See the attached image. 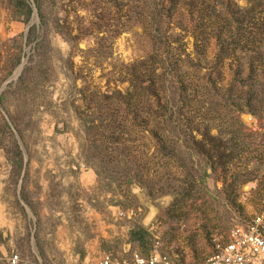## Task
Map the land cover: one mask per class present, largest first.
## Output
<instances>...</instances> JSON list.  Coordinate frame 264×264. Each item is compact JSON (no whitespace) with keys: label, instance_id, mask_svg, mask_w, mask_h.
Here are the masks:
<instances>
[{"label":"rangeland","instance_id":"1","mask_svg":"<svg viewBox=\"0 0 264 264\" xmlns=\"http://www.w3.org/2000/svg\"><path fill=\"white\" fill-rule=\"evenodd\" d=\"M14 1L0 0V245L7 257L18 254L16 264H94L104 250L129 257L159 241L180 263L199 264L235 225L264 211V0H207L225 11L256 7L249 22L256 53L241 48L222 62L213 36L203 52L192 37L201 19L204 31L215 27L205 0H180L170 13L168 0H41L43 18L29 0L28 22ZM32 25L36 32L27 39ZM158 27L167 28L172 43L168 61L172 54L178 61L171 79L187 85L169 89L177 92L180 137L205 123L202 129L222 140L207 145L214 162L185 144L152 159V173L125 186L120 175L99 178L86 164L81 145L89 136L80 115L100 122L101 94L129 87L134 64L154 50ZM125 113L117 112L118 121L131 123ZM133 126L127 142L144 171L155 145L142 124ZM17 145L19 175L11 160Z\"/></svg>","mask_w":264,"mask_h":264},{"label":"trees","instance_id":"2","mask_svg":"<svg viewBox=\"0 0 264 264\" xmlns=\"http://www.w3.org/2000/svg\"><path fill=\"white\" fill-rule=\"evenodd\" d=\"M34 1L43 18L41 0ZM179 1L180 0H168L170 5L164 10L170 13ZM205 2H207L205 7L210 6V8L212 7L214 10L210 16L216 20L213 25L215 27H212L211 31H204L202 29L206 24L203 23L204 19L196 23L198 24L197 27L200 28L198 32L192 33L196 50L203 52L205 47L201 48L202 44L206 46L210 36H213L218 45L216 57L220 62L236 54L241 48V50L250 49L256 53V46L258 47L256 44L257 37L253 34V28L249 26V22L254 18L255 5L252 3V8L247 10L236 4L237 8L235 10L230 6L228 11H225L226 9L221 7L216 8L213 4L210 5V2L207 0L203 1V3ZM13 4L19 18L28 22L33 13V7L29 0H15ZM246 17L248 19H246ZM160 21L161 20L158 19L156 23L159 25L163 24ZM58 25L62 27V23ZM158 30L159 31H156L154 34L155 46L153 52L132 67L129 87L126 90L114 89L111 92H103L101 94V100L98 101L100 122H97L94 118H83L80 115L83 129L89 136V143L85 142L81 145V150L85 154L86 164L94 167L99 178H109L112 180L115 176L120 175L121 181L125 186L132 185L137 179L141 181L142 179L140 178L146 176L144 172H148L147 175L152 173L150 172L152 170L151 166L149 169L147 165L152 162V159H154L156 163L155 159H157L159 155L171 157L177 151V148L185 144L193 149L192 153L196 154L197 152V154L202 155L206 160V164L214 162V154L210 152L211 148L209 149L207 145L210 141L222 140L221 138L210 136V129L208 127L202 129L206 127L205 123L197 124L198 126L192 128L189 137L184 135L180 137L181 135L178 130L179 122L174 118V106L176 104L177 92L173 89V94H171L169 89L173 84L179 83V86H176L177 89L182 88L181 91H186L187 85L185 86L186 82L183 78L178 77V82L175 81L176 78L174 79L172 77L171 79V74L173 76L174 72L177 74V60H174L175 55L172 54L171 59L173 60L171 63L168 61L170 59L169 46L171 47L172 43L167 34V28L158 27ZM35 32L36 27L32 25L29 28L27 39L34 37L33 35ZM61 34H64V39L70 41V34H66L64 29L61 31ZM257 57V55L250 57L249 71L250 73L252 72V77L255 76L253 73L256 71V67L253 65L252 60H256ZM20 60V56H18L15 65L18 64ZM238 70V74L242 76L245 67H239ZM249 74L247 76H250ZM240 81H242V83L244 82L243 77H240ZM184 86L186 88H183ZM122 108L126 111L124 119H131V123L128 122L123 124L121 123L122 120L120 122L118 121L120 117L117 112ZM242 108L243 107L240 106L238 110H242ZM130 113H132L131 118H129ZM96 123L98 124L96 125ZM134 124H142L143 130L149 137V141H153L155 145V152H148L149 156H147L146 159L149 163H147L146 160L143 162L144 165L146 164V169H144V171L140 166L141 164H138L136 159L133 161L134 156L132 147L128 145L130 142H127V138L128 140H132L129 129H131V126ZM7 126L10 127L9 124H7ZM195 132H198V134H195ZM92 133L94 134L93 137H91ZM96 135L100 138H96ZM11 160L16 168L15 170L18 171L19 169L18 175L21 174L24 159L18 145L16 158ZM110 180L108 183L112 184ZM23 199L28 203L25 197ZM147 253L148 252L144 254Z\"/></svg>","mask_w":264,"mask_h":264},{"label":"built area","instance_id":"3","mask_svg":"<svg viewBox=\"0 0 264 264\" xmlns=\"http://www.w3.org/2000/svg\"><path fill=\"white\" fill-rule=\"evenodd\" d=\"M125 211H119L123 215ZM19 261V255L13 254L11 264ZM94 264H182L164 252L159 241L147 254L137 250L121 257L112 251L104 250ZM199 264H264V211L255 215L245 224H237L230 232L229 240L218 243L216 251Z\"/></svg>","mask_w":264,"mask_h":264},{"label":"crops","instance_id":"4","mask_svg":"<svg viewBox=\"0 0 264 264\" xmlns=\"http://www.w3.org/2000/svg\"><path fill=\"white\" fill-rule=\"evenodd\" d=\"M5 237V236H4ZM8 248L6 247V245H0V252H1V254H2V257L1 258H3V259H6V260H8L9 261V263H10V258H11V256L12 255H10L9 257H7L8 256V250H7ZM0 258V259H1ZM11 264V263H10ZM26 264V263H25Z\"/></svg>","mask_w":264,"mask_h":264}]
</instances>
